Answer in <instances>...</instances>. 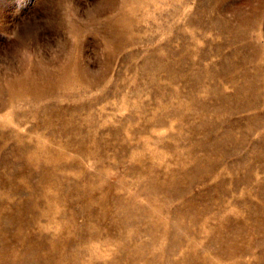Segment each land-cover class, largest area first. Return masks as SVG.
Instances as JSON below:
<instances>
[{
  "label": "rangeland",
  "instance_id": "rangeland-1",
  "mask_svg": "<svg viewBox=\"0 0 264 264\" xmlns=\"http://www.w3.org/2000/svg\"><path fill=\"white\" fill-rule=\"evenodd\" d=\"M0 264H264V0H0Z\"/></svg>",
  "mask_w": 264,
  "mask_h": 264
}]
</instances>
